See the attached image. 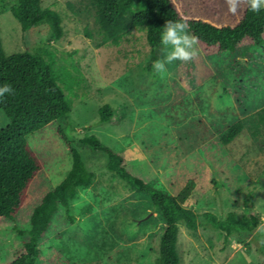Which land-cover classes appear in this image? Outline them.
I'll use <instances>...</instances> for the list:
<instances>
[{
  "label": "rangeland",
  "instance_id": "374dc122",
  "mask_svg": "<svg viewBox=\"0 0 264 264\" xmlns=\"http://www.w3.org/2000/svg\"><path fill=\"white\" fill-rule=\"evenodd\" d=\"M41 1L42 7H52L62 15L59 41L48 39L46 25L23 31L9 10L0 13V39L5 55L44 47V58L53 61L54 72L72 101L69 124H61L64 132L74 139L96 135L106 146L127 155L133 171L151 177L168 191L174 179H196L206 186L200 201L188 205L197 214L210 211L224 218L229 212L253 210L264 225V44L250 48L256 52L250 60L255 64L253 80L239 76L229 55L207 57L197 48L194 60L201 69L194 68L193 75L200 77L194 76L188 89L186 68H193V60L174 61L166 65V73L158 74L152 65L164 58L163 46L152 56L142 31L124 34L116 46L103 43L93 14L84 10L91 0ZM192 1L171 0L176 8H189ZM221 2L227 4L214 0L210 9H200L205 2L197 0V11L187 16L213 21L212 8ZM227 13L228 8H223L221 17ZM214 22L220 25L223 20L214 18ZM237 59L249 63L247 57ZM240 84L244 96L236 106L231 93ZM103 104L124 105L126 116L116 124L100 123L98 109ZM235 120L242 121V133L212 160L207 158L201 134L217 135ZM6 124L0 112V129ZM58 127L54 123L26 137L47 176L33 181L31 199L56 186L70 169L71 156L55 133ZM80 152L95 172L94 182L79 190L68 212L60 207L54 214L39 242L41 257L36 264H154L164 230L158 210L148 195L130 191L126 183L108 174L99 152L88 148ZM9 222L0 220V264L10 261L13 251L28 239L29 225L23 215L16 227L24 234ZM178 226L179 264H264L258 250H264L259 243L264 233L257 229L242 239L232 234L225 238L224 231L212 228L199 227L194 232Z\"/></svg>",
  "mask_w": 264,
  "mask_h": 264
},
{
  "label": "trees",
  "instance_id": "16d2710c",
  "mask_svg": "<svg viewBox=\"0 0 264 264\" xmlns=\"http://www.w3.org/2000/svg\"><path fill=\"white\" fill-rule=\"evenodd\" d=\"M196 1L193 0L189 8H176L171 0H91L84 10L93 14L102 33L103 43L116 46L124 34L135 29L144 33L152 56L162 46L160 39L166 21H178L186 17L189 34L199 38L197 48L203 55H229L239 68V76L246 75V79H255L251 69L255 64L250 60L256 57V52L250 51V48L264 44V8L259 13H254L247 4L242 3L235 15L227 13L222 18V9H227L228 6L221 2L222 5L212 8L211 21L187 16L190 11H197L194 7ZM203 1L205 4L200 9H210L214 3V0ZM5 10L10 11L23 31L46 25L49 40L57 42L62 38V15L52 7H42L41 0H0V13ZM214 18L223 22L219 25L214 22ZM46 54L44 47H41L35 52L5 55L0 39V87L9 84L13 89L12 94L0 97V112L7 121L0 129V220L13 223V228L20 235L24 233L16 227V222L21 215L29 225L26 232L28 239L13 251L12 259L5 264H36L41 257L39 242L50 229L54 214L60 207L68 212L79 190L87 189L93 184L96 175L85 163L81 148L103 155L106 172L126 183L130 191L148 195L152 205L158 210L164 222V230L158 240L154 264H179L176 247L178 224H183L187 230L194 232L199 227L224 231L225 238L231 234L243 238L261 225L260 215L253 210L247 214L229 212L224 218H219L210 211L197 214L188 205L190 202L196 204L200 201L206 186L199 184L196 179L188 176L182 180L174 179L169 184L171 190L168 191L160 183L152 181L151 177L133 171L127 164V155L106 146L96 135L79 139L68 136L63 128L69 124L72 101L68 100V95L66 97L54 72L53 61L44 58ZM239 56L248 58L249 67L238 61ZM193 61V68L191 65L186 68L189 82L185 86L188 89L192 88L194 76L200 77L199 74L193 75V69L199 68L198 62ZM201 66L204 65L201 63ZM198 83L200 87L201 82ZM243 88L240 84L231 93L236 106H239V100L244 96ZM125 109L124 105L114 108L103 104L98 109V121L116 124L126 116ZM54 123L59 125L56 135L71 156L70 169L56 186L31 199L33 181L47 176L42 161L29 146L26 137ZM242 131V121L235 120L217 135L204 137L202 133L199 141L204 142L201 147L203 154L212 160L216 152L232 144ZM165 155L167 159L166 150ZM183 158L180 157L178 161ZM156 160L159 162L157 158ZM31 201L33 205L29 206ZM258 250L264 257V250L259 247Z\"/></svg>",
  "mask_w": 264,
  "mask_h": 264
},
{
  "label": "clouds",
  "instance_id": "9594fccd",
  "mask_svg": "<svg viewBox=\"0 0 264 264\" xmlns=\"http://www.w3.org/2000/svg\"><path fill=\"white\" fill-rule=\"evenodd\" d=\"M226 3L228 5V12L233 15L238 12L239 6L242 3L247 4L250 11L254 13H259L261 8H264V0H226ZM160 43L163 46L164 58L154 61L152 65L153 70L158 74L163 75L166 73V65L172 64L174 61L189 63L198 56L197 45L199 38L189 34V24L186 17L178 21H166L162 29ZM12 93L13 89L11 85L5 84L0 87V97ZM257 231L264 233V225L258 226ZM244 238L246 236L242 239ZM259 243L264 246V239L260 240Z\"/></svg>",
  "mask_w": 264,
  "mask_h": 264
}]
</instances>
